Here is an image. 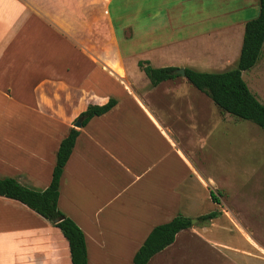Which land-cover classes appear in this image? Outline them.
<instances>
[{"label": "crops", "instance_id": "0c3cea01", "mask_svg": "<svg viewBox=\"0 0 264 264\" xmlns=\"http://www.w3.org/2000/svg\"><path fill=\"white\" fill-rule=\"evenodd\" d=\"M259 13L260 0H0V177L47 188L75 119L115 97L111 110L76 127L60 183L59 208L84 231L88 264H132L156 225L178 214L200 221L209 211H198V202L220 212L200 239L222 254L264 258V199L253 207L231 194L234 203L221 208L210 198L225 184L206 174L185 145L193 129L173 115V101L160 99L166 111L156 107L161 91H177L175 78L154 86L138 65L180 67L183 53L206 54L216 66L237 64L245 24ZM176 97V106H198L183 93ZM215 231L237 239L205 236ZM0 264H72L69 242L54 223L0 196Z\"/></svg>", "mask_w": 264, "mask_h": 264}, {"label": "rangeland", "instance_id": "374dc122", "mask_svg": "<svg viewBox=\"0 0 264 264\" xmlns=\"http://www.w3.org/2000/svg\"><path fill=\"white\" fill-rule=\"evenodd\" d=\"M184 58L186 59L183 60ZM263 58L264 46L261 58L255 66L243 73V78L248 83L250 90L264 104ZM175 63L180 66L178 68H183V66L196 67V70L207 72L226 71L236 66L234 61L223 67L216 66L214 61L206 54H201L195 58L188 53L180 54ZM151 65L159 67L163 64L158 65L154 61ZM173 82L177 91H173L171 96H165L164 90L161 91L159 96L154 98L158 102L156 107L160 111H166L165 105L161 103L160 99L166 97L173 101L171 103L174 107L173 112H175L173 115L181 121L184 128L193 129V133L189 130L188 138L183 141L185 145L187 144L188 150L191 151L197 163L204 168L203 171L206 174L213 175L218 184H225L223 187L226 190L212 188L218 202L221 204L220 207L225 208L228 205L232 200L231 194L237 195L235 196L236 201L243 200L255 207L257 201H261V197L264 199V129L252 121L223 112L205 93L202 98L197 99L194 96L198 93L201 94L202 91L191 85L186 77L179 75ZM166 87L163 86V88ZM182 93L190 98L191 101L187 102L188 105L191 106L192 102L193 104L198 102V106L192 108L185 107L182 104L176 106V103L181 102L176 95ZM237 207L241 212L246 213L244 212L247 209L246 205L240 203L237 204ZM197 210L213 211L208 202L204 204L198 202ZM242 216L247 221L248 218L245 215ZM213 223V220L209 223H204L201 220L195 222L191 226L193 231L181 233L172 247L158 255L149 264H231L230 262L227 263V259L224 257L225 253L238 259L241 264H264V258L254 255L246 256L227 250L224 251L223 255L217 251L219 249L214 247V244L208 241L209 244L206 243L204 238L200 239L198 232L203 233L205 227L211 229ZM223 234L215 231L214 233L207 232L205 236L211 237L210 239H224L231 244L235 243L237 239L235 236L231 238L230 236H223ZM254 238L259 243H263L261 239ZM239 242L241 249L255 252L254 248L245 241L239 240Z\"/></svg>", "mask_w": 264, "mask_h": 264}, {"label": "trees", "instance_id": "16d2710c", "mask_svg": "<svg viewBox=\"0 0 264 264\" xmlns=\"http://www.w3.org/2000/svg\"><path fill=\"white\" fill-rule=\"evenodd\" d=\"M264 44V0H260L258 17L245 24L243 44L239 59L234 68L221 72L200 71L185 67L186 79L191 85L208 95L223 112L249 120L264 129V104L250 90L243 78V72L256 65ZM138 65L156 86L162 81L179 76L176 66L155 67L147 60H139ZM118 100L110 97L103 104L89 105L75 121L85 126L92 117L111 110ZM80 130L71 127L62 139L56 154V163L52 179L47 188L36 190L21 184L14 177H0V196L18 200L59 227L69 242L72 264H88V250L84 231L58 205L60 183L65 165L72 154ZM213 201L218 202L214 192H210ZM220 212L211 211L199 216L207 223L218 217ZM192 226V218L178 214L170 221L156 225L144 240L133 257L132 264H148L153 256L174 243L177 234Z\"/></svg>", "mask_w": 264, "mask_h": 264}, {"label": "water", "instance_id": "95a60500", "mask_svg": "<svg viewBox=\"0 0 264 264\" xmlns=\"http://www.w3.org/2000/svg\"><path fill=\"white\" fill-rule=\"evenodd\" d=\"M176 73H178L181 76H186V72L184 68H178L175 70ZM76 127H82L80 121H76L74 124ZM198 219H192V224H194Z\"/></svg>", "mask_w": 264, "mask_h": 264}]
</instances>
